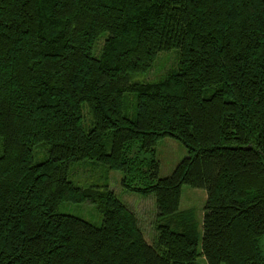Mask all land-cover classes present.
<instances>
[{
	"label": "trees",
	"instance_id": "obj_1",
	"mask_svg": "<svg viewBox=\"0 0 264 264\" xmlns=\"http://www.w3.org/2000/svg\"><path fill=\"white\" fill-rule=\"evenodd\" d=\"M167 137L189 155L160 177ZM90 163L155 195L157 242L107 183H74ZM184 185L207 191L201 252L194 220L171 225ZM263 236L264 0H0V264H264Z\"/></svg>",
	"mask_w": 264,
	"mask_h": 264
},
{
	"label": "rangeland",
	"instance_id": "obj_2",
	"mask_svg": "<svg viewBox=\"0 0 264 264\" xmlns=\"http://www.w3.org/2000/svg\"><path fill=\"white\" fill-rule=\"evenodd\" d=\"M177 50L163 52L159 55L154 67L147 73L138 76V79L145 80L146 77L152 81L160 79L169 69L176 65ZM151 72V73H150ZM136 144L133 149H138ZM189 155L187 147L179 140L167 137L161 139L157 146L155 154H146L148 157H155L160 160V177L170 176L175 168ZM89 169L81 170L78 174H73L71 179L76 185L86 187L91 184H105L117 194L118 198L126 203L129 208L135 212L139 219L140 228L144 233L145 239L150 244H154L158 239V226L166 224L170 219H161L156 203L155 195L143 196L138 192L129 190L123 184L124 174L117 170L107 171L102 165L90 163ZM207 203V191L204 188H194L184 185L182 188L181 203L178 216L171 221L175 230L183 231L184 228L180 223L194 220L198 226L199 232V252L202 251L203 238V219L205 216V207ZM60 213H66L80 217L91 222L97 227L103 224V215L97 210L92 202L86 203H64L59 207ZM187 219V220H186ZM260 251L264 257V236L259 242ZM196 264H208L203 255L198 257Z\"/></svg>",
	"mask_w": 264,
	"mask_h": 264
}]
</instances>
